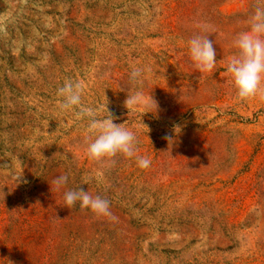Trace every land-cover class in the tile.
I'll list each match as a JSON object with an SVG mask.
<instances>
[{
  "label": "rangeland",
  "instance_id": "obj_1",
  "mask_svg": "<svg viewBox=\"0 0 264 264\" xmlns=\"http://www.w3.org/2000/svg\"><path fill=\"white\" fill-rule=\"evenodd\" d=\"M256 3L0 0V264H49L52 241L29 223L24 230L21 203L40 180L56 192L62 174L69 180L54 210L81 237L55 245V264H264V98L238 100L226 74ZM200 22L215 29L210 73L188 53L187 41L206 34ZM133 67L151 69L137 86ZM66 80L82 85V106L97 118L107 98L114 123L138 130L150 167L88 158L89 118L59 108ZM138 89L157 109L149 100L128 112ZM78 187L107 198L116 219L79 202L66 208L62 192Z\"/></svg>",
  "mask_w": 264,
  "mask_h": 264
},
{
  "label": "clouds",
  "instance_id": "obj_2",
  "mask_svg": "<svg viewBox=\"0 0 264 264\" xmlns=\"http://www.w3.org/2000/svg\"><path fill=\"white\" fill-rule=\"evenodd\" d=\"M248 31L240 32L236 35L232 44L237 49L236 54L231 56L226 65V74L230 77V83L235 89L236 98L240 101H247L260 96L264 98V0H257L254 12L249 20ZM197 27L205 35H195L187 41L188 53L194 67L201 73H210L216 67V51L213 42L208 35L215 31L214 27L208 23L200 22ZM150 68L133 67L130 73V82L133 86L142 84V80ZM57 96L62 98L59 101V108L62 111H72L79 109L77 117H88L89 123L86 132V154L89 159L101 162L115 163V157L122 155L125 158H135L137 166L141 169L150 167L151 160L145 156L138 155V136L134 131L124 124L114 123V116L106 106L101 109L107 112L103 118H97L98 111L90 107L82 106V85L66 80L62 87L57 89ZM151 105L157 109L156 101L146 97L140 89L128 94L124 101V107L129 111H136L139 108ZM148 129L146 125L142 123ZM180 130L178 125L174 126L177 133ZM149 131V129H148ZM169 141L172 137L166 136ZM18 178V177H17ZM69 180L67 174H62L52 181L56 191L65 188ZM88 180L84 179L83 184ZM51 188V185H50ZM65 207L71 209L79 202L81 210L90 209L97 216L110 217L116 219L110 211V201L101 196H92L82 188L68 189L63 192Z\"/></svg>",
  "mask_w": 264,
  "mask_h": 264
},
{
  "label": "trees",
  "instance_id": "obj_3",
  "mask_svg": "<svg viewBox=\"0 0 264 264\" xmlns=\"http://www.w3.org/2000/svg\"><path fill=\"white\" fill-rule=\"evenodd\" d=\"M40 181L38 187L35 188V193L31 195L30 199H28L29 205H25L24 202L21 203L23 216L22 226L24 225L25 230L27 223H29L30 229L38 232V240L41 242L45 241V235H49L52 241V251L50 254L52 257L49 258V264H55L61 248H55V245L59 243L63 244V241L66 242L69 238L73 239L76 235L78 236V239H80L81 231L79 229L71 228L64 219L57 216L58 214L54 210L57 191H51L49 189L50 184L46 180ZM42 186H45L46 190H44ZM66 213L69 214V221L72 220L77 223L81 221V212L75 215L67 210ZM63 230H65V235L63 234Z\"/></svg>",
  "mask_w": 264,
  "mask_h": 264
}]
</instances>
